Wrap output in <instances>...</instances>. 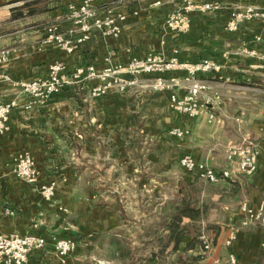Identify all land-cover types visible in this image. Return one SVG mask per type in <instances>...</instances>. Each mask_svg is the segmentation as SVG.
Returning <instances> with one entry per match:
<instances>
[{
  "label": "crops",
  "instance_id": "crops-1",
  "mask_svg": "<svg viewBox=\"0 0 264 264\" xmlns=\"http://www.w3.org/2000/svg\"><path fill=\"white\" fill-rule=\"evenodd\" d=\"M177 2L93 0L99 16L114 4L126 18L118 36L93 28L72 52L42 40L45 20L58 22L70 38L79 35L71 31L76 26L65 16L64 1L47 10H0V49L9 55L0 64V73L8 77L0 82V94L3 101H17L8 129L0 134V232L32 233L46 240L24 264H98L100 258L108 264H133L135 255L137 264H177L186 257L192 264H213L229 252L237 264H264V21L246 20L235 31L225 28L230 6L264 7V0H219L218 9L192 13L185 32L164 25ZM259 33L262 38L255 40ZM243 45L255 48L257 55L222 56ZM148 52L185 61L209 57L222 64L218 72L199 75L221 96L220 106H208L212 119L173 109L169 90L147 85L158 73L141 74L124 91L110 89L98 97L89 93L95 79L73 81L29 108L23 105L28 96L14 84L46 76L55 60L63 61L70 74L80 65L102 68ZM170 74L185 76L181 70L165 73ZM174 127L184 134H171ZM242 137L261 148L252 174L210 182L179 163L189 153L224 169L229 166L225 145ZM25 152L34 159L38 183L56 181L51 200L42 197L37 183L14 174L16 158ZM181 206L189 213L175 219ZM151 207L158 209L152 216ZM164 207L168 212L159 220L155 216ZM249 209L262 214L251 218ZM202 232L211 239L207 252L199 240ZM230 234L234 238L227 245ZM52 235L73 238L76 248L60 257ZM126 235L130 251L124 254L120 240Z\"/></svg>",
  "mask_w": 264,
  "mask_h": 264
},
{
  "label": "built area",
  "instance_id": "built-area-1",
  "mask_svg": "<svg viewBox=\"0 0 264 264\" xmlns=\"http://www.w3.org/2000/svg\"><path fill=\"white\" fill-rule=\"evenodd\" d=\"M91 1L83 0L77 7L71 5L66 14V17L76 26V29H71V31H79L76 38L65 35L60 29V24L52 22L45 26L44 42H55L66 52H72L81 42L90 37L93 28L100 30L102 34L118 36L121 30L120 23L126 18V14L117 11L115 5H112L107 7L104 16H99ZM220 7L222 5L219 0H179L176 6L167 12L164 23L172 30L185 32L190 27V15L192 13L206 12ZM228 9L229 17L225 28L229 31L237 30L239 25L246 20L259 19L264 21V7L254 4H235ZM132 13L136 14L137 10H133ZM262 32L264 33V27ZM261 38L262 33L254 35L255 40ZM176 51V49L173 50V52ZM231 52L249 56L257 55L255 48L243 45L234 50H224L222 56L227 57ZM8 60L7 50L0 49V64H5ZM65 67L63 61L57 60L49 65L47 75L44 77L16 80L14 84L29 98L23 104L24 108H29L36 102H44L51 95L59 92L66 83L73 81L95 79L96 83L90 87L89 93L93 97H98L106 94L110 89L122 92L135 83L139 75L150 73L158 74L152 77L147 85L156 90H169L172 108L189 117L206 113L208 118L212 119L214 113L209 110L208 106L218 107L221 104L220 93L213 90L205 79L199 77L202 73L218 72L222 68L220 62L209 57H203L196 61H185L178 59L175 55L165 56L162 53L148 52L142 57L132 56L125 63L111 64L102 68H96L91 63L80 65L70 74L65 73ZM173 70L184 71L185 76L165 75L166 72ZM4 79H8V77L0 73V82ZM186 80H189L188 83H184ZM180 87L184 90L182 94L177 92ZM16 106L17 101L15 99L3 101L0 96V134L8 129L10 114ZM169 132L177 136L184 134V130L178 127L171 128ZM224 151L229 166L221 170H216L207 163L196 160L189 153L182 154L179 163L185 170L210 182L231 177L234 174H252L256 170L258 156L261 152V148L256 142L247 137H242L239 142L227 143ZM13 171L18 178L27 183L36 182L38 171L33 157L27 152L16 158ZM54 188V181L39 185L40 192L46 198L53 195ZM249 213L251 218H258L262 214L261 211L252 213L250 209ZM233 238L234 235L230 234L225 243L229 245ZM199 240L203 252H207L211 247V239L207 233H200ZM45 243V238L37 234L14 232L5 234L0 232V264H24L28 260L29 253L35 249H42ZM54 247L60 257H65L76 248V241L70 237H57L54 241ZM213 264H237V259L234 253L229 252L225 260L214 258Z\"/></svg>",
  "mask_w": 264,
  "mask_h": 264
},
{
  "label": "rangeland",
  "instance_id": "rangeland-1",
  "mask_svg": "<svg viewBox=\"0 0 264 264\" xmlns=\"http://www.w3.org/2000/svg\"><path fill=\"white\" fill-rule=\"evenodd\" d=\"M65 2L64 3V5H65V7H66V12H65V16H66V14H67V12H68V10H70V6L71 5H73V6H79L80 4H81V2L83 1V0H0V10H47V9H49V8H51V6H54V5H57V4H60V3H62V2ZM93 0L91 1V4H92V6L94 7V8H96L94 5H93ZM114 5V4H113ZM116 8H117V5H116ZM96 10H97V8H96ZM172 10V9H171ZM44 22V26H46L47 24H49V23H52V22H54L55 23V21H43ZM58 23V22H57ZM74 24V23H73ZM164 25H165V23H164ZM166 26V25H165ZM167 27V26H166ZM168 28V27H167ZM168 29H170V28H168ZM172 30V29H171ZM176 31V30H175ZM42 40L44 41V36H43V38H42ZM53 44H55L56 46H57V44L55 43V42H52ZM82 43V42H81ZM59 47V46H58ZM2 49V48H1ZM55 61H57V60H55ZM59 61H61V60H59ZM66 73V72H65ZM67 74V73H66ZM150 89H152V90H154V91H156V89H154V88H152V87H150V86H148ZM63 88V87H62ZM58 93V92H57ZM56 94V93H55ZM54 95V94H53ZM53 95H51V96H53ZM0 96H1V94H0ZM50 96V97H51ZM49 97V98H50ZM2 98V97H1ZM48 98V99H49ZM47 99V100H48ZM28 100H29V98H28ZM27 100V101H28ZM47 100H45L44 102H36L37 104H43V103H45ZM26 103V102H25ZM35 103V104H36ZM14 172V171H13ZM15 174V173H14ZM53 181V180H52ZM35 183H37L38 184V189H39V185L41 184V182H39L38 183V174H37V179H36V182ZM54 183H55V185H56V181L54 180ZM54 190H55V188H54ZM40 191V190H39ZM41 193V192H40ZM41 195H42V193H41ZM53 196H54V192H53V195L51 196V197H49V198H46V197H44L43 195H42V197L44 198V199H47V200H51L52 198H53ZM63 210H64V208H62ZM167 209L168 208H166V207H164V208H160L159 209V212H158V214L155 216V217H159V220H164V218H165V216H166V213L168 212L167 211ZM65 210H66V208H65ZM157 211H158V209H156V208H154V207H151V209H150V214H151V216L153 215V214H156L157 213ZM167 218V217H166ZM161 226H162V223H161ZM18 234H20V233H18ZM57 237H59V236H57V235H52V240L53 241H55V238H57ZM116 238V237H115ZM115 241H116V239H114ZM121 246L123 247V253L124 254H126L127 252H129L130 251V239L129 238H127V235H126V237H124V238H122L121 240ZM136 256V258H133L132 259V256H131V263H135V264H137L138 263V261H136L137 259H138V257H139V255H135ZM124 257H128V256H124ZM97 258H99V257H97ZM97 260H101V261H103L102 262V264H108V261L107 260H104V259H96L95 261L99 264V262L97 261ZM101 264V263H100Z\"/></svg>",
  "mask_w": 264,
  "mask_h": 264
},
{
  "label": "trees",
  "instance_id": "trees-1",
  "mask_svg": "<svg viewBox=\"0 0 264 264\" xmlns=\"http://www.w3.org/2000/svg\"><path fill=\"white\" fill-rule=\"evenodd\" d=\"M189 212L187 211V208L185 207V206H181L180 208H178L177 210H176V214H175V219H177V218H179L180 216V214L181 215H184V214H188ZM176 224V223H175ZM178 224H176V226H177ZM168 226H170L173 230H174V223L173 222H169V224H168ZM192 262H193V259H191L190 257H186V258H180V259H178V261H177V264H192Z\"/></svg>",
  "mask_w": 264,
  "mask_h": 264
}]
</instances>
